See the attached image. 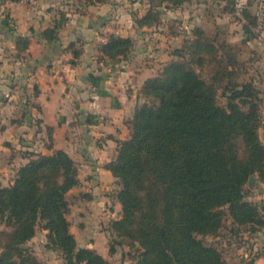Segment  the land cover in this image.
I'll list each match as a JSON object with an SVG mask.
<instances>
[{
    "label": "trees",
    "instance_id": "obj_1",
    "mask_svg": "<svg viewBox=\"0 0 264 264\" xmlns=\"http://www.w3.org/2000/svg\"><path fill=\"white\" fill-rule=\"evenodd\" d=\"M86 5L108 0H84ZM138 27L160 23L161 9H175L190 0H156ZM249 8V7H248ZM246 29L257 25L249 9L242 11ZM57 28L40 33L47 42L58 40ZM140 90L129 137L116 141V154L105 168L118 181L116 199L121 215L111 222L115 234L140 250L137 264H224L220 253L204 245L197 235H215L222 225L220 208L239 226L264 221L257 208L245 199L250 176L264 182V146L260 140L259 105L249 83L230 88L222 107L194 66L219 60L217 47L200 28ZM134 39L111 36L98 48L101 58H126ZM24 51L28 41L15 38ZM74 59L80 52L67 47ZM217 58V60H215ZM236 59L227 54L223 75ZM221 65V63H220ZM228 67V68H227ZM37 92V88L35 87ZM247 106L244 110L243 106ZM12 184L0 187V264H40L23 245L37 226L46 231V248L59 250L67 264H108L94 249L78 248L66 219V194L77 184L74 161L62 150L29 154Z\"/></svg>",
    "mask_w": 264,
    "mask_h": 264
},
{
    "label": "crops",
    "instance_id": "obj_2",
    "mask_svg": "<svg viewBox=\"0 0 264 264\" xmlns=\"http://www.w3.org/2000/svg\"><path fill=\"white\" fill-rule=\"evenodd\" d=\"M116 1L86 5L81 0L80 10L70 14L43 1L35 5L34 0H4L12 18L10 27L16 29L11 49L21 57L10 62L0 56V157L7 154L8 158L12 152L20 155L28 151V156L62 150L74 161L69 151L87 143H96L104 152L115 140L116 129L132 118L143 82L170 60L169 51L179 47L177 42L183 43L179 33L197 26L189 2L175 9L160 8L158 25L138 27L133 18L147 12L150 0ZM247 1L257 25L246 29L241 15L234 27L244 33L245 39L238 45L242 54L256 56L251 81L264 113V0ZM255 2L256 6H251ZM4 6L0 5L1 9ZM131 6L143 7L130 16L127 7ZM53 27L58 40L49 43L40 33ZM0 36L3 43L9 33L0 30ZM111 36L129 37L144 47L126 58L99 59L98 48ZM16 37L28 41L26 50L16 49ZM70 44L80 52L76 59L67 49ZM87 149L99 153L94 146ZM27 156L17 157L16 171L27 162ZM105 165L103 176L114 178Z\"/></svg>",
    "mask_w": 264,
    "mask_h": 264
},
{
    "label": "rangeland",
    "instance_id": "obj_3",
    "mask_svg": "<svg viewBox=\"0 0 264 264\" xmlns=\"http://www.w3.org/2000/svg\"><path fill=\"white\" fill-rule=\"evenodd\" d=\"M24 1L26 2V0ZM36 1L54 4V8L62 7L68 10L70 14H73L75 10H80L77 7L80 6L79 3L81 2V0H34L35 3L33 4L36 5ZM153 3L155 4L157 1L154 0ZM256 3L251 6H256ZM2 4L4 6V0H0V5ZM250 4L251 2L247 0H191L188 4L189 10L196 14V16L194 15V25L197 26L190 32L183 30L179 33V36L185 41L190 40L194 36L193 30L200 28L217 47L216 56L220 58L218 60L221 65L206 56L207 62L203 65V68L199 69L196 66L194 68L209 85L210 90L214 92L216 101L220 106H226L227 96L233 85H235V89H240L241 85L245 83L253 86V97L244 98L259 105L260 128L258 133L264 146V113L261 109L258 92L251 81L254 78V59L256 56L251 55V52H243L242 54L241 47L238 45L245 39L244 33L241 30V32H236L234 27L235 21H238L244 9L250 8ZM142 7H127L129 15L135 14ZM253 7H251L252 10ZM50 9L53 8L50 7ZM11 23L12 18L9 16V9L4 6L0 13V30H6V33H9V38L2 43V37L0 36V56L6 57L10 62L14 58L21 57V53H14L11 49L12 32L16 30L10 27ZM8 27L10 28L8 29ZM134 35H136L135 32ZM141 44L143 45V43ZM177 44H179V47L176 49H180L183 43L180 45L177 42ZM137 45L134 42L130 54L144 47ZM171 52L173 51H169L170 55ZM227 54H231L236 59L231 68L227 67L232 72L231 75H223L220 71L221 67L226 65ZM174 58L176 57L171 55L170 60ZM142 62H144V59ZM163 65L161 63L158 69H155V75ZM147 66L154 69L153 65ZM139 99L142 101L141 98ZM243 109L246 110L247 106H243ZM116 131V134H114L115 140L111 141L112 145L104 152L99 151L101 148L96 143L91 145L87 143L81 146V149L79 146L74 151L68 150L74 158L79 183L66 194L68 203L66 219L70 224L69 230L74 236L78 248L94 249L108 264H137L139 246L136 243L131 245L129 241L118 237L111 228V222L121 215V207L116 199L120 185L115 178L108 175H104V177L102 172L104 165L112 160L116 154V141L129 137V121H124L122 127L116 129ZM46 140L48 141L47 137ZM37 145H41V142H38ZM89 146H94L99 153L95 154L88 151ZM19 153L12 152V155L8 158L9 155L7 154L0 157V187H7L12 184L16 168L19 165L17 157H20V155L27 156L29 152L25 151L20 155ZM96 167L99 170H96ZM245 199L257 208L259 216L264 221V182L259 181L256 176H250L245 186ZM220 211L223 216L218 233L215 235H197V238L204 245L216 248L224 264H264V226L261 228L256 225L239 226L229 216L227 206L220 208ZM0 231H9V228L0 225ZM45 245L46 231L41 226H37L34 237L26 242L23 247L40 264H67L59 250L46 248Z\"/></svg>",
    "mask_w": 264,
    "mask_h": 264
},
{
    "label": "water",
    "instance_id": "obj_4",
    "mask_svg": "<svg viewBox=\"0 0 264 264\" xmlns=\"http://www.w3.org/2000/svg\"><path fill=\"white\" fill-rule=\"evenodd\" d=\"M251 180H252V179H251ZM251 180H250V181H251Z\"/></svg>",
    "mask_w": 264,
    "mask_h": 264
}]
</instances>
